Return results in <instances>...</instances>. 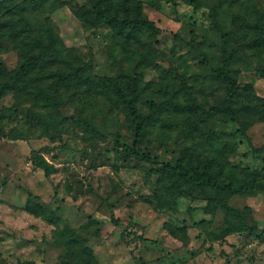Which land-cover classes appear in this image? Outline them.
Listing matches in <instances>:
<instances>
[{
  "label": "rangeland",
  "instance_id": "rangeland-1",
  "mask_svg": "<svg viewBox=\"0 0 264 264\" xmlns=\"http://www.w3.org/2000/svg\"><path fill=\"white\" fill-rule=\"evenodd\" d=\"M112 1L135 13V0ZM136 1L158 31L128 36L106 24L87 29L77 11L84 12L89 0H49L28 14L31 22L48 19L64 47L17 87L23 50L0 29V90L6 87L0 96V264H87L79 247L68 248L72 237L84 241L99 264H264V193L229 197L248 223L261 226L222 238L221 228L238 217L221 209L205 213L200 189L168 190L173 180L162 173V165H175L188 147L211 157L226 154L238 170H264V52H244L243 62L232 65L236 121L226 112L209 115L228 93L212 77L221 57L210 19L217 0L196 6L189 0ZM263 4L259 0V11ZM230 9L224 5L227 16ZM27 80L30 91L24 90ZM133 81L139 115L150 122L137 144L123 100L133 94ZM38 88L59 95L68 121L44 130L28 117L36 111L59 118L39 101ZM73 115L91 121L99 134ZM35 154L57 173L47 177L34 165ZM150 169L158 172L148 175Z\"/></svg>",
  "mask_w": 264,
  "mask_h": 264
},
{
  "label": "trees",
  "instance_id": "trees-1",
  "mask_svg": "<svg viewBox=\"0 0 264 264\" xmlns=\"http://www.w3.org/2000/svg\"><path fill=\"white\" fill-rule=\"evenodd\" d=\"M48 1L22 0L17 2V0H4L0 3V15L6 17V20L0 22L1 36L14 39L23 50V60L16 70V78L12 87H17L21 79L29 77L35 67L44 65L50 56L60 52L64 47L63 40L54 31L48 19H36L31 22L27 17L28 14H33L40 7H44ZM60 1L54 0V2ZM125 1L130 2L131 0ZM189 1L195 6L198 3V0ZM89 3L90 6L84 8V12L77 11L87 29L106 24L126 33L128 36L144 29L159 30L155 22L141 15L140 3L138 4L136 0L133 4V7L136 6L133 15L129 13L128 8L120 9L112 0H89ZM225 4L231 8L230 16H227L223 11ZM258 5L259 0H217L211 7L212 29L220 35L219 50L221 52L220 63L212 70V77L215 81L228 86V93L217 105L211 106L208 111L209 115H216L217 111L226 112L232 121H236V112L231 102L237 94L238 83L232 75V65L243 62L242 55L244 52L259 54L264 52V4L261 11L257 9ZM196 49L199 50L197 47ZM204 60L207 61L205 57ZM57 76L60 79L63 77L61 72H58ZM133 85V94L124 97L123 100L128 107L131 125L135 129V143L137 144L139 140L144 138L145 130L150 122L147 119H142L139 115L136 106L138 94L135 92L137 83L133 81ZM24 87L27 88L24 90L30 91L32 82L27 80ZM5 88L0 90V96L5 92ZM119 92L120 95L125 96L124 91ZM36 95L43 106L48 109L52 108L59 118L49 119L41 112L32 111L28 114L31 120L42 125L44 130L68 121L66 117L61 115L62 103L57 93L52 94L45 88H38ZM70 119L86 125L90 132L99 134L88 119L75 115L71 116ZM245 130L242 128L240 132L245 135ZM116 142L118 145L120 144L118 139ZM124 151L137 158L141 157L139 151L132 147L124 146ZM146 158L150 159L151 157L147 155ZM227 159L226 154H224V158L211 157L188 147L181 152L175 165L169 163L162 165V173L167 174L173 180L172 185L167 188L168 190L178 191L181 185L195 186L202 191L207 200V205L202 208L205 213L212 214L221 209L238 217L237 223H227L221 228L222 238L234 232L256 231L261 226L260 221L256 220L248 223L245 220L244 212L229 203V197L264 193V170L248 168L238 170L230 167ZM33 163L37 168L43 170L47 177L57 173V168L41 154L33 156ZM155 172H158L157 169H150L147 174L150 175ZM169 206L173 210H178L175 205ZM88 220L96 222L92 215H88ZM136 237L139 240L156 243V241L147 239L143 235ZM73 247H79L83 263L99 264L84 241L72 237L68 248L71 250ZM74 257H76L75 254ZM86 258L89 259V262L86 261Z\"/></svg>",
  "mask_w": 264,
  "mask_h": 264
}]
</instances>
